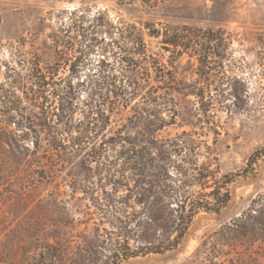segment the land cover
<instances>
[{
    "label": "rangeland",
    "instance_id": "1",
    "mask_svg": "<svg viewBox=\"0 0 264 264\" xmlns=\"http://www.w3.org/2000/svg\"><path fill=\"white\" fill-rule=\"evenodd\" d=\"M129 25L158 69L148 80L157 104L145 90L114 113L107 135L116 143L95 158L59 154L46 133L25 131L13 109H32L33 67L76 72L85 102L98 65L126 56ZM263 145L264 0H0V264H33L48 244L107 247L146 189L169 200L199 191L195 177L242 171ZM250 171L219 214L199 212L178 249L122 264H264V232L236 226L264 195V160Z\"/></svg>",
    "mask_w": 264,
    "mask_h": 264
},
{
    "label": "trees",
    "instance_id": "2",
    "mask_svg": "<svg viewBox=\"0 0 264 264\" xmlns=\"http://www.w3.org/2000/svg\"><path fill=\"white\" fill-rule=\"evenodd\" d=\"M140 1L156 6L165 0ZM149 26L146 24L144 28L150 37L161 36L162 31L155 27L150 29ZM121 38L127 46H122L119 51L126 56L114 67L109 68L104 62L98 65V72L89 82L91 93L85 102L73 84L76 72L68 78H57L54 66H48L51 71L46 73L39 63L36 64L30 74L32 87L27 93L32 109L27 111L22 107V101H18L13 109L17 115L20 114L24 130L36 135H39V130L43 131L49 147L67 156L70 153H86L89 158H95L94 155L114 146L115 136L107 135L112 115L119 114L123 109H128L132 102L144 98L145 95L140 93L145 90L148 94L153 93L149 102L153 105L158 102V97L154 96L158 91L151 90L152 87L148 85L149 78L158 69L144 37L136 25H129ZM166 44L178 45L175 39H170ZM24 109L25 114L22 113ZM40 140L41 135L35 141L37 148ZM261 160H264V145L252 154L242 171L218 176V172L207 169L201 177H195L190 185V189L198 186L199 191L184 190L185 195L173 200L160 194L153 196V189H146L145 198L136 202L141 210L134 209L126 217L120 232L112 233L116 238L110 239L107 247L48 244L35 253L33 264H122L133 258L174 251L183 243L199 212L219 214L225 209L232 199L230 186L252 174L250 170L253 165ZM89 162L95 161L84 160L82 165ZM259 199L260 207H252L247 215L242 216L236 224L238 228L249 229L251 233L264 232V195ZM173 203L176 206L173 207ZM126 204L133 209L131 198Z\"/></svg>",
    "mask_w": 264,
    "mask_h": 264
}]
</instances>
